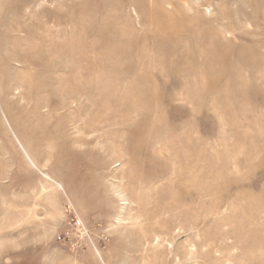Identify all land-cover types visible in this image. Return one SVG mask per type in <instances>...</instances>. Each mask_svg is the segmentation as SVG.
<instances>
[{
	"label": "rangeland",
	"instance_id": "obj_1",
	"mask_svg": "<svg viewBox=\"0 0 264 264\" xmlns=\"http://www.w3.org/2000/svg\"><path fill=\"white\" fill-rule=\"evenodd\" d=\"M0 264H264V0H0Z\"/></svg>",
	"mask_w": 264,
	"mask_h": 264
},
{
	"label": "bare ground",
	"instance_id": "obj_2",
	"mask_svg": "<svg viewBox=\"0 0 264 264\" xmlns=\"http://www.w3.org/2000/svg\"><path fill=\"white\" fill-rule=\"evenodd\" d=\"M208 10V12H209V9L207 8L206 9V11ZM210 13V12H209ZM250 28V27H249ZM228 36V35H227ZM17 89V88H16ZM13 141L17 144V145H21V142H20V139L17 137V136H14V138H13ZM22 147V146H21ZM23 148V147H22ZM26 155V157H27V159L29 160V162L31 163V165H33V166H36V164H35V162H34V160L31 158V156L28 154V153H26L25 154ZM43 167H45V166H43ZM44 178H45V183L48 185H42V191H46L47 190V188H53V186H59L60 187V184L56 181V180H53L50 176H48L47 174H44ZM119 183V182H118ZM54 208V207H53ZM19 223V221H16V224H18ZM157 239V238H156Z\"/></svg>",
	"mask_w": 264,
	"mask_h": 264
}]
</instances>
